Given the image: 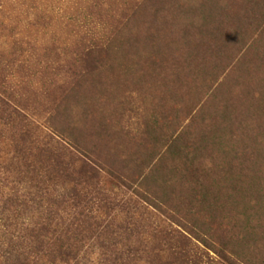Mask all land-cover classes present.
<instances>
[{
    "label": "rangeland",
    "instance_id": "374dc122",
    "mask_svg": "<svg viewBox=\"0 0 264 264\" xmlns=\"http://www.w3.org/2000/svg\"><path fill=\"white\" fill-rule=\"evenodd\" d=\"M32 237L264 264V0H0V264Z\"/></svg>",
    "mask_w": 264,
    "mask_h": 264
},
{
    "label": "trees",
    "instance_id": "16d2710c",
    "mask_svg": "<svg viewBox=\"0 0 264 264\" xmlns=\"http://www.w3.org/2000/svg\"><path fill=\"white\" fill-rule=\"evenodd\" d=\"M35 243L28 242V245L26 246V250L29 253V256L31 253L33 254H39L40 257H43V259L46 261L45 264H91L90 261L81 263L79 260L77 261L75 254L71 249L66 248L65 246H59L58 249L50 250V252H47L45 250H37V246L40 245V237H32L30 240H33ZM34 244H36V249L34 248ZM33 245V246H32ZM23 247V246H21ZM74 254V255H73ZM131 252H127V257L121 256L118 261H127L128 259L131 261L129 264H135L133 263L136 261V255L134 256V259L131 258ZM221 258L224 260L222 264H235L233 260L229 256H227L224 252L220 253ZM184 261L183 264H202V261H200L199 256L196 255V257H193L192 255H189L188 253H185L183 256ZM126 258V259H125ZM1 260V259H0ZM7 263V262H6ZM121 263V262H120ZM115 263V264H120ZM102 264V263H98Z\"/></svg>",
    "mask_w": 264,
    "mask_h": 264
}]
</instances>
